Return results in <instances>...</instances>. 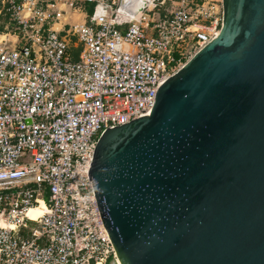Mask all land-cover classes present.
I'll return each instance as SVG.
<instances>
[{
    "label": "built area",
    "instance_id": "2783aa9c",
    "mask_svg": "<svg viewBox=\"0 0 264 264\" xmlns=\"http://www.w3.org/2000/svg\"><path fill=\"white\" fill-rule=\"evenodd\" d=\"M118 3L0 0V264H119L89 178L94 149L150 114L162 83L218 35L222 7L154 0L118 25Z\"/></svg>",
    "mask_w": 264,
    "mask_h": 264
},
{
    "label": "water",
    "instance_id": "95a60500",
    "mask_svg": "<svg viewBox=\"0 0 264 264\" xmlns=\"http://www.w3.org/2000/svg\"><path fill=\"white\" fill-rule=\"evenodd\" d=\"M153 1L119 0L116 23ZM221 7L218 35L162 83L150 114L94 149L119 264H264V0Z\"/></svg>",
    "mask_w": 264,
    "mask_h": 264
},
{
    "label": "crops",
    "instance_id": "0c3cea01",
    "mask_svg": "<svg viewBox=\"0 0 264 264\" xmlns=\"http://www.w3.org/2000/svg\"><path fill=\"white\" fill-rule=\"evenodd\" d=\"M1 27L3 28L2 25H1ZM80 49H81V47L78 44H76L75 40H73V42L71 44V48H70V52H71V56H72L73 60H77Z\"/></svg>",
    "mask_w": 264,
    "mask_h": 264
},
{
    "label": "bare ground",
    "instance_id": "6f19581e",
    "mask_svg": "<svg viewBox=\"0 0 264 264\" xmlns=\"http://www.w3.org/2000/svg\"><path fill=\"white\" fill-rule=\"evenodd\" d=\"M42 212H41V209L40 208H34V209H31L29 212H28V216L29 218L35 220L36 218H38L39 216H41Z\"/></svg>",
    "mask_w": 264,
    "mask_h": 264
},
{
    "label": "trees",
    "instance_id": "16d2710c",
    "mask_svg": "<svg viewBox=\"0 0 264 264\" xmlns=\"http://www.w3.org/2000/svg\"><path fill=\"white\" fill-rule=\"evenodd\" d=\"M0 30H2V27H0Z\"/></svg>",
    "mask_w": 264,
    "mask_h": 264
}]
</instances>
